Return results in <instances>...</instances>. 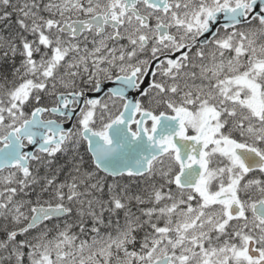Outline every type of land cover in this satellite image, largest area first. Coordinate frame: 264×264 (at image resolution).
<instances>
[{
  "label": "snow or ice",
  "instance_id": "snow-or-ice-1",
  "mask_svg": "<svg viewBox=\"0 0 264 264\" xmlns=\"http://www.w3.org/2000/svg\"><path fill=\"white\" fill-rule=\"evenodd\" d=\"M0 264H264V0H0Z\"/></svg>",
  "mask_w": 264,
  "mask_h": 264
}]
</instances>
